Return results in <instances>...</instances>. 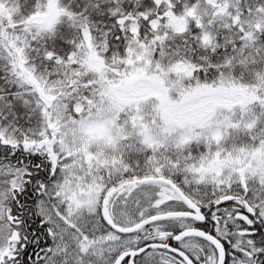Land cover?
Masks as SVG:
<instances>
[{"label":"snow or ice","instance_id":"snow-or-ice-1","mask_svg":"<svg viewBox=\"0 0 264 264\" xmlns=\"http://www.w3.org/2000/svg\"><path fill=\"white\" fill-rule=\"evenodd\" d=\"M0 264H264V0H0Z\"/></svg>","mask_w":264,"mask_h":264}]
</instances>
